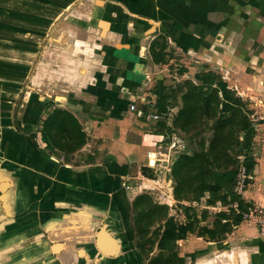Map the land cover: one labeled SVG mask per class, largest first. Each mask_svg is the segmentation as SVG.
Here are the masks:
<instances>
[{
  "label": "rangeland",
  "instance_id": "obj_1",
  "mask_svg": "<svg viewBox=\"0 0 264 264\" xmlns=\"http://www.w3.org/2000/svg\"><path fill=\"white\" fill-rule=\"evenodd\" d=\"M134 1L136 14L133 20L129 17L134 24L131 30L126 29L127 16L122 9H119V15L110 17L111 23L116 25L112 31L120 30L121 36L117 42H126L123 37L129 36L132 42L147 44L153 66L144 79L136 81L141 84L140 89L129 105V109L135 113L130 119L143 122L138 125V133L130 134L133 136L132 142L139 149L134 159L136 173L130 174L134 179L131 185L133 191H128L129 196H133L127 220L134 234L132 247H135L142 264H195L197 259L203 263L206 261H203L206 255L204 249L213 246L208 243L215 241L213 237H219V241L229 239V244L235 247L249 245L243 240L249 232L246 226L256 225L248 214L264 206L254 205L251 198L244 195L246 190L255 189V183L257 189H264V0H214L220 2L221 8L216 9L215 15H200L202 19L196 21L193 28L189 26L191 16L179 14L180 5L178 14L172 12L176 0H165L167 5L164 4L162 13L154 3L149 5L147 2L146 10H151V15L143 14L142 0ZM82 2L0 0V111L5 118H12L16 123L15 112L24 109L21 120L28 121L24 130L30 129L27 126L34 120L35 124L40 121L43 127V122L56 109L52 94L37 91L33 84V79L39 76L35 67L48 52L44 53L46 46L60 38V53L68 48L72 55L70 47L73 42H94L97 36L88 35L82 39L56 27V23L72 7ZM92 4L97 6L95 1L89 5ZM107 6L113 8L115 4L107 3ZM166 6H171L170 11ZM103 15L99 12L97 17L102 19ZM178 18H182L180 25L187 22L182 29L178 28L179 24L178 27L175 25ZM208 20L212 26L209 30L206 29ZM91 25L95 27L97 24L92 22ZM154 25L157 29H150ZM94 34L99 35L98 32ZM151 35L156 36L154 40L150 39ZM168 36H172V39ZM64 42H68V46ZM101 49H104L103 44L96 51ZM82 54L91 60L97 55H88L86 50ZM94 66L92 61L88 64L89 69ZM46 75L40 77V83H45ZM62 87V83L56 85L55 93L61 92ZM76 88L79 92L73 89L69 100L89 105L95 92L91 90V85L83 87L84 94H81L79 86ZM206 98L210 107L204 104ZM123 100L126 102L125 98ZM121 101L118 104H122ZM89 111L94 112L91 108ZM112 111L96 115L100 117L99 123L105 121L101 114H108L109 120L119 122L110 123L114 128L109 130V140L106 134L99 133L105 150H109L110 139L121 132L120 122L124 120L122 116L125 112L118 115ZM215 126L229 136L226 138V135L223 142L216 138L218 146L215 149L222 148L227 154L222 164L229 165L227 178L232 172L234 184L231 187L226 181L217 184L210 176V173L221 170L216 163L205 166L208 172L200 180L197 179V170L188 173L180 167L177 173L183 183L179 194H175L176 163L183 156L206 153L214 138ZM77 129L69 136L70 142L61 144L63 150L71 151L79 147L81 137L78 138ZM56 135V141L57 138L62 140L58 132ZM226 139L232 143L226 145ZM118 145L121 147L120 142ZM158 146L162 148L164 156L160 154L155 160L159 153L151 155L154 159L149 163L148 151ZM241 168L245 169L244 184L236 190ZM201 188H205L203 192ZM124 194L126 198V192ZM181 226L188 229L183 239L201 238L193 246L196 249L193 253L185 251L186 248L181 249L178 239H167L161 246L166 232H178Z\"/></svg>",
  "mask_w": 264,
  "mask_h": 264
},
{
  "label": "crops",
  "instance_id": "obj_2",
  "mask_svg": "<svg viewBox=\"0 0 264 264\" xmlns=\"http://www.w3.org/2000/svg\"><path fill=\"white\" fill-rule=\"evenodd\" d=\"M94 1L97 6H90ZM118 1L83 0L80 5L72 7L56 27L82 39L97 35L94 42H73L70 45L72 56L68 48L60 53L61 40L56 38L46 46L45 59L38 61L35 67L39 71V76L33 79L36 90L52 94L56 108L69 111L77 120L83 133V141L78 148L65 151L56 147L66 138L63 136L62 140L57 138L56 141L54 137L58 131H53V126L45 128V122L42 127L40 121L36 124V120L31 121L27 126L30 129L24 130L28 123L21 120L24 109L15 112L16 123L12 118H5L0 111V264H142L135 247H132L134 234L127 220L133 198L128 191H133L131 185L134 184L130 174L136 173L134 159L139 152L130 134L138 133V125L143 122L130 119L135 113L129 105L140 89L141 84L136 81L144 79L153 66L147 44L132 42L129 36L123 37L126 42H117L120 30L112 31L116 25L111 23L110 17L119 15V9H122L127 16L126 29L129 31L134 25L129 17L133 20L136 14L134 0ZM176 1L172 12L178 14L180 5L179 14L191 16L190 28L202 19L200 15H215L221 6L214 0ZM147 2L149 5L154 3L160 13L167 5L165 0H142L143 14L151 15V10H146ZM107 3L115 6L110 8ZM99 12L104 14L102 19L97 17ZM181 19L175 20L176 27ZM92 22L97 25L92 27L95 25H91ZM186 24H179L178 28L182 29ZM207 24L206 29L209 30L212 27L210 20ZM150 29L155 30L157 26ZM97 32L99 35L94 34ZM150 37L154 40L156 36ZM168 37L172 39V36ZM102 44L104 49L96 51ZM85 50L88 55H97L91 60L82 54ZM91 61L95 66L89 69ZM78 63L82 65L80 68L74 65ZM45 73V83H40V77ZM61 83L64 88L56 94L54 87ZM87 85L95 91L89 105L69 100L73 89L79 86L81 94H84L83 87ZM76 91L79 92L78 89ZM122 98L126 102L121 101ZM120 101L122 104H118ZM109 110L118 115L125 114L120 122L121 132H117L119 136L112 137L109 150H105L98 135L103 133L107 137L109 130L114 128L110 123L119 122L109 120L108 114H101L105 121L99 123L100 117L96 115ZM44 129L53 139H44ZM58 135L62 137L61 133ZM106 139L109 140L108 137ZM154 154H157L155 160L160 154L164 156L162 148L155 147L148 151L149 163ZM254 187V190L245 191V197H250L254 205H264V189H257L256 183ZM246 227L249 232L243 240L249 245L231 246L229 239L208 242L213 246L204 249L203 261H206L201 263L197 259L195 264H240L239 255L248 253H254L256 259L250 264H264V237L259 236L256 226L249 224ZM199 240V237H187L177 242L181 249L186 248L185 251L193 253L196 251L193 246Z\"/></svg>",
  "mask_w": 264,
  "mask_h": 264
},
{
  "label": "trees",
  "instance_id": "obj_3",
  "mask_svg": "<svg viewBox=\"0 0 264 264\" xmlns=\"http://www.w3.org/2000/svg\"><path fill=\"white\" fill-rule=\"evenodd\" d=\"M151 52V51H150ZM152 54V53H151ZM153 56V55H152ZM204 75H214V74H204ZM222 86V85H221ZM228 91V90H227ZM204 104L205 105H208L210 107V104H209V99L206 98L204 100ZM189 115V114H188ZM53 126V131H58V133H62L63 136H65V144H67V142H70V138L69 136L71 137V133L76 130H78V138L81 137L80 139V143H82L83 141V133L80 132V126L78 125V122L77 120L74 118V116L67 110H64V109H59V108H56L47 118V120H45V128L47 127H52ZM76 128V129H75ZM221 128V127H220ZM49 129V128H48ZM46 129H44V133H43V137L44 139L48 137V139H53V137L49 134L47 131H45ZM214 130V135H213V139L209 145V148L207 150L206 153H203V154H198V155H192V156H183L180 158V161L178 163H176V166L174 168V178L176 180V183H177V186L175 187V194H179V192L181 191V184L183 183V180L179 177L178 173H177V169H179L180 167L182 169H186V171L189 173V172H192V171H198V178L200 180L201 177L205 176L206 175V172H208V170L205 169V166H213L215 163L216 167L217 168H220L221 170H219V172L217 173H213L212 174L210 173V176L213 177L214 180L217 181V184H220L219 182L221 181L223 183V181H226L228 186H232V184H234V174L232 172H229L231 173V175L227 178V171L226 169H228V164H225L222 162H224L225 158L224 156H226L227 154L225 152L222 151V148L221 149H215L217 148L218 146V143L215 142L216 141V138L219 139L220 142H223L226 135H224V133L219 130V127L218 126H215L213 128ZM75 133V132H74ZM63 136H62V139H63ZM229 136L227 135L226 138H228ZM73 140V139H71ZM67 141V142H66ZM63 143V141H62ZM232 141H228L226 139V145H229L231 144ZM56 147H58L59 149H64L62 147L61 144H56ZM212 161H211V160ZM180 168V169H181ZM227 178V179H225ZM205 188H201V191L203 192ZM187 228L184 226V227H180L178 229V232H166L167 234L164 235V241L162 240L161 241V246L163 247L166 242V240H170V241H174L176 239H181V238H184L185 237V234L187 232ZM172 231V230H171ZM214 240H220L219 237L215 238L213 237ZM162 239V238H161ZM149 243H150V240H149ZM141 245V243H139ZM166 247V246H165Z\"/></svg>",
  "mask_w": 264,
  "mask_h": 264
},
{
  "label": "built area",
  "instance_id": "obj_4",
  "mask_svg": "<svg viewBox=\"0 0 264 264\" xmlns=\"http://www.w3.org/2000/svg\"><path fill=\"white\" fill-rule=\"evenodd\" d=\"M245 169L241 168L240 177L238 178L236 190L243 187L244 177H245ZM248 216H251L252 221L255 223L258 232L262 237H264V206H259L252 211L249 212Z\"/></svg>",
  "mask_w": 264,
  "mask_h": 264
},
{
  "label": "bare ground",
  "instance_id": "obj_5",
  "mask_svg": "<svg viewBox=\"0 0 264 264\" xmlns=\"http://www.w3.org/2000/svg\"><path fill=\"white\" fill-rule=\"evenodd\" d=\"M142 51H143V49H142ZM249 254H251V255H249ZM250 256H252V257H250ZM238 258L240 260V264L255 263V260H256L254 253H248L247 255L241 254V255H239ZM251 258H252V262H251Z\"/></svg>",
  "mask_w": 264,
  "mask_h": 264
}]
</instances>
